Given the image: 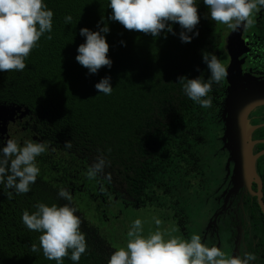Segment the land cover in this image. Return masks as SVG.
Masks as SVG:
<instances>
[{"label": "trees", "instance_id": "trees-1", "mask_svg": "<svg viewBox=\"0 0 264 264\" xmlns=\"http://www.w3.org/2000/svg\"><path fill=\"white\" fill-rule=\"evenodd\" d=\"M45 2L54 13L51 39L40 38L24 70L0 72V103L29 108L27 116L10 124L11 139L46 145L37 157L40 174L28 193L9 197L10 190H0V264H55L41 251H31L33 243L39 249L41 233L27 229L21 214L35 211L38 202L68 203L58 197L60 188L73 197L88 245L77 264H107L115 250L90 216L101 221L106 215L102 209L119 193L117 188L140 187L150 170L159 176L167 168L169 176H177L184 150L204 155L209 148L211 155L219 146V124L213 116L219 103L214 99L220 92L218 84L211 86L212 106L201 108L183 93L177 80L181 76L209 78L202 53L220 60L215 41L221 24L207 18L203 0H196L200 21L194 31L199 35L190 43L180 41L178 24L173 25L177 35L162 31L153 38L107 21V55L112 65L90 74L75 60L77 47L85 39L79 30L97 31L98 22L104 26L101 18L106 21L111 13L108 0ZM66 15L72 16L70 24L64 22ZM105 76L111 78V95L99 94L94 87ZM66 141L71 142L70 149L64 147ZM4 142L0 136V146ZM99 158L105 161L103 172L89 179L87 171ZM83 197L92 202L86 209L79 201ZM63 264L74 262L66 256Z\"/></svg>", "mask_w": 264, "mask_h": 264}, {"label": "clouds", "instance_id": "clouds-1", "mask_svg": "<svg viewBox=\"0 0 264 264\" xmlns=\"http://www.w3.org/2000/svg\"><path fill=\"white\" fill-rule=\"evenodd\" d=\"M207 6V18L229 29L236 30L254 23L256 13L264 10V0H203ZM111 13L101 21L104 26L92 31L87 27L80 28L84 42L77 47L75 60L88 73L95 74L102 66L108 68L112 60L108 57L109 44L106 35L110 29L107 21L119 22L125 29L142 32L157 38L164 33H172L173 25L178 24V37L182 43H190L199 35L196 25L200 21L196 0H108ZM53 11L45 0H0V72H20L26 67L30 52L39 46L42 36L51 39ZM71 15L64 17L65 24H70ZM45 33L48 35L45 36ZM191 33V35L189 34ZM124 42L121 41V44ZM209 78L178 77L183 93L201 108L212 106L210 95L213 83H221L228 75L227 69L214 54L202 53ZM111 78L105 76L94 87L99 94L111 95L113 87ZM64 147H72L70 141ZM46 151L42 142L26 140L23 144L15 139H7L0 146V190H10L9 197L15 194H26L35 184L40 169L37 157ZM105 161L99 158L87 171V177L94 179L103 172ZM58 197L68 201L63 205L55 203L50 206L38 202L35 211L25 210L21 221L30 231L41 233L39 249L33 243L31 251H41L48 260L63 264L68 257L74 264L87 252L85 234L81 231V218L78 209L72 204L73 197L65 188L57 191ZM157 230L143 235L142 221L136 218L126 233V245L117 248L109 257L107 264H252L257 260L254 253L243 255H226L222 248L207 245L198 234L188 239L176 237L164 238L159 230L161 221L153 218Z\"/></svg>", "mask_w": 264, "mask_h": 264}, {"label": "flooded vegetation", "instance_id": "flooded-vegetation-1", "mask_svg": "<svg viewBox=\"0 0 264 264\" xmlns=\"http://www.w3.org/2000/svg\"><path fill=\"white\" fill-rule=\"evenodd\" d=\"M233 31L226 25H220L215 41L220 62L228 69L234 54L240 63L241 71L237 73L240 78L243 77V85L264 83V10L255 14L254 23L243 27L239 36L230 37ZM227 87L225 77L218 84L220 92L214 98L219 101L217 112L213 115L217 117L219 124V146L213 154H209L208 146L204 155L184 150L177 176H169L167 168L161 169L159 176L154 175L156 170H150L147 172L149 176L144 177L140 187L135 186L130 191L117 188L119 193L112 197L116 205L109 199V206L102 211L103 215L105 213L109 216V210L117 208V205L129 207L132 212L148 207L162 211L168 208L171 211L166 216L175 221L180 239H188L195 233L200 235L203 243L222 248L226 255L242 256L245 252L254 253L257 260L252 264H264V211L260 203V193L264 201V161L261 160L264 155L256 164L257 174L262 182L261 190L255 179L250 186L236 184L235 162H229L230 152L228 148H223L224 143L221 142L228 117V113H225ZM248 119L255 127L252 140L256 142L253 146L256 154L264 149V104L253 107L249 111ZM9 134L12 138L10 128ZM208 155L212 158H208ZM80 186H84L83 183ZM82 191L84 193V188ZM73 196L79 194L74 193ZM102 200L105 204L103 195ZM204 204L206 222H202V227L201 219L195 218L203 212ZM114 214V221L119 226L118 235L127 233L130 226L127 219L120 213L119 208ZM114 234L115 238L116 231ZM107 240L111 244L108 238ZM110 247L116 250L114 246Z\"/></svg>", "mask_w": 264, "mask_h": 264}, {"label": "water", "instance_id": "water-1", "mask_svg": "<svg viewBox=\"0 0 264 264\" xmlns=\"http://www.w3.org/2000/svg\"><path fill=\"white\" fill-rule=\"evenodd\" d=\"M243 30V26L234 30L230 37H237ZM232 53V51H231ZM241 68L237 56L232 54V61L227 69L226 76L228 87L225 99V113L228 117L225 120V130L222 136L223 148H228L230 152L229 162H235L234 179L236 184L248 185L254 179L262 187V182L257 174V160L264 155V149L259 153L253 152L256 143L252 140V132L255 129L249 122V111L257 106L264 104V83H252L243 85V77L239 74ZM246 87L248 90H245ZM29 114V108L20 105H8L0 103V136L3 139H10L9 128L11 123L18 119H23ZM260 203L264 211V201Z\"/></svg>", "mask_w": 264, "mask_h": 264}, {"label": "rangeland", "instance_id": "rangeland-1", "mask_svg": "<svg viewBox=\"0 0 264 264\" xmlns=\"http://www.w3.org/2000/svg\"><path fill=\"white\" fill-rule=\"evenodd\" d=\"M79 200V199H78ZM81 203V207L86 209L87 206L92 205L91 200L88 201L86 197H83L81 200H79ZM113 201V199L111 200ZM114 203V201H113ZM111 203V204H113ZM114 205H116L114 203ZM205 205H202L203 207V212L200 213L198 216H196L195 219L200 218L201 219V224L202 222H206L204 219V208ZM117 208H112L109 210V216L104 215L103 218H101V221H99L98 217L95 216H90V219L93 220L94 223L97 224V227L99 229V232L101 234H105L106 236L109 237L110 243L112 246H114L116 249L119 247H123L126 245L127 242V235L121 234L118 235V225L116 221H114L115 214L118 212V208L120 210V213L124 216V218L127 219V222L129 225H131V222L135 220L136 218H140L142 221V228H143V235H147L150 232H154L157 230V225L154 223V217L159 218L161 221V224L159 225V230L164 233V238L167 239L169 237H176L180 239V234L178 231H176L175 228V221L169 216H166L168 212L171 211V209H165L164 211L162 210H154L150 207L142 210H138V212H132L129 207L123 206V205H117ZM91 207V206H90ZM91 215L94 214V211L92 210V207L90 211L88 212ZM114 214V216H113ZM178 215V214H177ZM177 220H180L178 217L176 218ZM194 219V220H195ZM204 225L202 224V227ZM130 227V226H129ZM116 231V237L114 238V232ZM191 233V232H190Z\"/></svg>", "mask_w": 264, "mask_h": 264}]
</instances>
